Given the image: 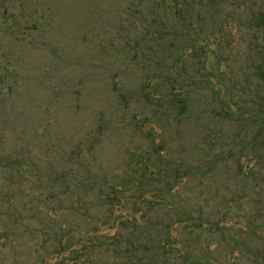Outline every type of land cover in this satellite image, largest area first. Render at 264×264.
I'll use <instances>...</instances> for the list:
<instances>
[{
  "label": "trees",
  "instance_id": "trees-1",
  "mask_svg": "<svg viewBox=\"0 0 264 264\" xmlns=\"http://www.w3.org/2000/svg\"><path fill=\"white\" fill-rule=\"evenodd\" d=\"M215 1L152 0L151 24L145 33L133 35L134 38L126 33L103 41L107 47H112L115 59L122 63L114 71L108 70L101 84L108 93L110 110L92 112L86 127L79 130L69 127L71 141L55 132L58 122L55 114L52 120L50 116V123L42 132L36 127L32 130L22 127V112L18 110L23 106L15 99L20 95V73L14 65L11 69L0 65L3 71L0 72V93H4L0 95V238L8 240L6 246L13 248L16 241L25 239L27 232H37L40 228L44 238L54 230L57 246L54 253H62L76 230L68 224H58L55 228L52 225L58 218L65 222L63 218L67 216L71 217L69 221H75V215L78 226L82 221L89 225L82 228L92 232L97 231L100 224L117 225L112 235H105L97 244L102 256H112L106 264H225V259L222 262L217 257L219 247L226 245L227 254L231 255L238 250L237 245L245 244L243 240L240 244L245 231L227 222L230 204H234L233 209L237 208L241 205L239 200L250 192L242 159L254 161L248 171L251 179L264 176V49L257 51V62L252 67L256 85L244 91L247 94V90L255 89L261 95L250 107L237 105L241 112L235 113L230 107L235 106L231 101L233 95H229L230 101L229 98L218 99V91L211 81L203 84L196 80L204 64L201 47H194L192 43L186 55L175 43L185 37V30L190 27L188 20L194 15L199 17L201 8ZM18 3L23 5L25 0H0V37L15 43L29 39L27 37L38 31L45 20L34 3L27 11L21 10ZM131 8L130 3L123 13L133 16L132 27L141 26L145 16L137 8L133 11ZM169 15H172V23ZM15 28L17 31L13 30ZM249 28L264 36V0L261 8L253 13ZM85 41L86 37L81 44ZM146 44L156 48L150 49L152 46ZM161 44L174 47L175 55H171L170 60L166 52L159 49ZM10 53L3 51L0 55ZM57 60L63 58L57 56ZM146 63L143 68L142 64ZM130 66L133 70L126 74ZM236 88L237 85H232L228 92L232 94ZM75 90L71 94H81L79 89ZM204 90L217 98L218 105L207 103L196 114L192 95ZM63 93L62 85L53 89L49 104L52 107L58 101L62 104ZM79 100L77 98V102ZM61 104L58 108H65ZM78 110L79 107L76 112ZM216 117L221 121L242 119L249 127L260 120L261 125L248 140L249 148L233 144L223 147L219 143L221 138L210 130L212 119ZM74 118L78 119V115ZM66 119L71 120L69 115ZM182 130H186L185 136L191 143L184 156L175 159L170 155L173 148L178 149L183 144L177 140ZM122 133L130 143L123 147L120 168L109 171L94 165L95 149L100 143ZM80 134L83 135L80 137ZM54 141L56 148L60 145L62 151L58 153L59 159L48 154ZM220 146L224 148L219 152L221 157L206 154L202 157L206 150L209 153ZM219 172L223 175L221 179H217ZM205 184L211 189L201 205L198 199ZM197 188H200L198 193ZM126 194L130 213L126 217L114 214V207ZM259 198L262 203V194ZM41 205L46 206V210ZM247 223L245 228L250 229L251 234L247 231L245 234L256 236L261 226ZM90 246L95 244L84 243L73 252L80 255ZM39 264H48L45 257Z\"/></svg>",
  "mask_w": 264,
  "mask_h": 264
},
{
  "label": "rangeland",
  "instance_id": "rangeland-1",
  "mask_svg": "<svg viewBox=\"0 0 264 264\" xmlns=\"http://www.w3.org/2000/svg\"><path fill=\"white\" fill-rule=\"evenodd\" d=\"M140 1L142 4L138 5L137 2ZM151 1L25 0L23 5L18 3L21 10L24 11L31 9V4L34 3L33 5L37 6V9L41 11L42 16L45 18L43 24L40 25V29L30 34L27 37L29 39L22 42H10L11 39L0 37L2 39L0 43L2 50L0 52L11 51L9 55H0V65L6 66L7 69H11L14 65V68L20 73V95L15 99L18 105L23 106L22 110H18V112H22V127H26L27 130L36 127L39 132H42L43 128H46L44 126H47L48 122L50 123V116L52 120L53 114H55L58 116L55 132L69 140V127H75L77 130L86 127L87 119L92 112L104 110L108 113L110 110L109 100H107L108 93L106 90L104 92V85L101 84L107 71H114L115 67L122 65V63L115 59L112 47L110 49L103 41L109 38L114 39L126 33L130 38H134L133 35L138 36L145 33V30L149 29L151 24L152 16H149ZM119 2L122 4L121 7ZM130 3L132 4L131 11L134 10V7L140 6L137 9L145 16L142 19L143 24L138 26L139 28L130 25V21L134 20L132 15L127 16L123 13L124 7ZM262 5L263 0H216L211 5L202 7L199 17L194 15L191 20H188L190 27L185 30V37L181 41L175 42L176 47L183 49L186 55L191 51L192 43L194 47H201L204 52L201 56L204 64L200 66L203 70L196 76V80L203 84L211 81L215 85V90L218 91L216 95L218 99H228L229 95H233L231 101L235 102V106L231 105L230 107L235 113L241 112L237 105L242 103L246 107H250L251 103L258 101V95H261L255 89L247 90V94L244 91L246 87L256 85L255 78L252 76V67L257 62V51L260 48L264 49V36L257 35L249 28L253 13L260 9ZM15 9L17 10V5ZM168 17L169 22L172 23V15ZM13 30L17 31V28ZM85 37V43L81 44ZM148 46H152L150 49L156 48L153 45ZM173 48L161 44L159 49L164 53L166 52L165 56L170 60L171 55H175L174 51L172 52ZM159 49L158 51H160ZM142 51H144L143 48ZM144 53L147 54L146 51ZM59 54L63 58L62 61L57 60V56L60 59ZM147 65L148 63L142 64V67L144 68ZM132 70L133 68L130 66L127 68L126 74H130ZM211 70L212 72H209ZM0 72L3 71L0 70ZM60 85L65 89L62 96L64 101L62 104L58 101L52 107L49 102L52 100L53 89ZM232 85H237V88L236 92L231 94L228 89ZM75 89H79L81 94H71L76 91ZM2 96H4V93ZM192 96L195 100L194 113L196 114L207 103H212L214 106L218 105L217 98L215 96L212 98L206 90ZM77 98L80 100L84 98V101L79 100L77 102ZM59 104L65 108H58ZM78 107L79 110L76 112ZM76 114L78 119L74 118ZM67 115L70 116L71 120L66 119ZM260 125V120L254 126L249 127L242 119L234 122L221 121L220 118L216 117L212 119L210 130L214 135L221 138L219 143H222L223 147L233 144L237 147L245 146L249 148L248 140L259 129ZM17 129L16 133L20 131L19 128ZM182 131L177 136L180 135V139L177 140L182 141L183 144L178 149L173 148V153L171 152L170 155L175 159L183 157L184 151L191 143L190 138L185 136L186 130ZM123 135V133L115 137L111 135L102 141L95 149V162L93 164L97 167L102 166L109 171L120 168L123 147L130 143L125 140ZM182 137L185 140H182ZM138 142H142L141 139ZM30 144L33 146L32 143ZM146 144H148V141H146ZM35 145L38 147V144L35 143ZM52 145L48 154L55 159H59L58 153L62 152L59 150L60 145L56 148L55 141ZM223 147H216L212 151L209 150V153L206 150L203 152L202 157L204 158L206 154L209 157L216 156L219 158L222 156L219 152L224 150ZM41 159L43 158L41 157ZM253 164V160L242 159L243 172L248 176V191L250 192L245 198L239 200L241 205L236 206L237 208L233 209L234 204H230L227 225L233 226L235 229H241L243 232L247 231L250 234V229L245 228L247 222L250 225L259 224L261 227L258 228L256 236L244 232L240 244L242 240L245 244L241 247L237 245L238 250L231 255L227 254L228 248L226 245L219 247L216 253L217 257L222 262L225 259V264H264V176L250 178L248 171ZM220 175L218 174L217 179L223 178L221 173ZM202 188L203 193L199 195L198 199L201 205L211 187L205 184ZM199 190L200 188H197V193ZM260 194H262V203H260ZM43 206L41 205V207ZM46 206L55 207L54 204H47ZM46 206H44V210H46ZM113 210L114 214L125 217L130 213L127 194L121 198L119 205L114 207ZM52 215L54 216V214ZM75 216V221H69L71 217L67 216L63 218L65 222L58 218L57 222L52 225L55 228L58 224L61 226L68 224L72 230H76L73 238L68 240L67 248L62 253H54L57 248L56 241L53 239L54 230L50 231L49 237L44 238L43 232L38 228L37 232H27L25 239L16 241L13 248L6 246L8 240L6 241L5 237H1L0 264H39L43 257H45L48 264H106L112 256L110 257V254L107 255L108 258L102 256L101 248L97 244L103 240L105 235H112L116 231L117 225L100 224L98 230L92 232L89 229L82 228V226H89L82 223V221L78 226V217ZM240 217L242 218L240 219ZM9 239L12 241V238ZM84 243H94L95 246H90L80 255H76L73 249L78 250ZM241 249L242 251L239 252Z\"/></svg>",
  "mask_w": 264,
  "mask_h": 264
}]
</instances>
